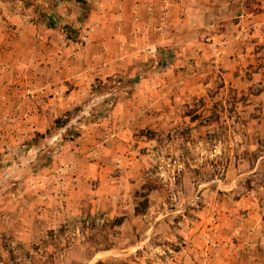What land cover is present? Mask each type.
<instances>
[{"label":"rangeland","instance_id":"374dc122","mask_svg":"<svg viewBox=\"0 0 264 264\" xmlns=\"http://www.w3.org/2000/svg\"><path fill=\"white\" fill-rule=\"evenodd\" d=\"M100 2L0 0V264H244L240 199L264 221V0L150 33L114 21L117 42Z\"/></svg>","mask_w":264,"mask_h":264},{"label":"crops","instance_id":"0c3cea01","mask_svg":"<svg viewBox=\"0 0 264 264\" xmlns=\"http://www.w3.org/2000/svg\"><path fill=\"white\" fill-rule=\"evenodd\" d=\"M219 0H101V8L98 16H95L96 21L100 23V35L104 37L105 42L109 40L118 41L119 36L125 31L129 30L131 26V18L133 16L139 18L141 21L149 24L155 22L167 23L177 22L179 25L182 21L185 23L188 17H203L205 14L200 10V7H211ZM153 18V20L151 19ZM198 20V19H195ZM117 21L116 24L126 30L122 31L119 36H114V31L111 23ZM113 24V23H112ZM121 24V25H120ZM130 24V26H129ZM126 25V26H125ZM168 26V25H167ZM127 27V28H126ZM169 28V26L167 27ZM171 29V28H170ZM155 30V25H150L149 29L145 30L150 33ZM163 35L157 32L162 38H168L170 32L163 29ZM156 35V38H157ZM110 42V43H111ZM112 45V44H110ZM76 60H71L62 71L64 80L70 79L77 71ZM37 129V127L35 128ZM123 178V176H122ZM239 203H242L243 208L247 209L246 214L242 220V227L235 230L241 235L239 240L244 241L245 247L243 254L239 255V262L244 264H264V221L259 214V209L253 202L246 201V198H241ZM233 258V257H232Z\"/></svg>","mask_w":264,"mask_h":264},{"label":"built area","instance_id":"2783aa9c","mask_svg":"<svg viewBox=\"0 0 264 264\" xmlns=\"http://www.w3.org/2000/svg\"><path fill=\"white\" fill-rule=\"evenodd\" d=\"M207 41H209V39H207Z\"/></svg>","mask_w":264,"mask_h":264}]
</instances>
